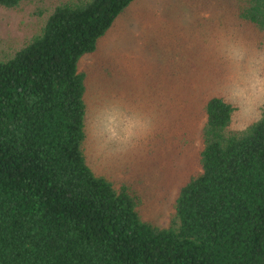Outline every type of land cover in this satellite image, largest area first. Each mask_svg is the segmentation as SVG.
<instances>
[{
    "label": "trees",
    "instance_id": "obj_1",
    "mask_svg": "<svg viewBox=\"0 0 264 264\" xmlns=\"http://www.w3.org/2000/svg\"><path fill=\"white\" fill-rule=\"evenodd\" d=\"M132 1L59 0L0 59V264H264V108L238 131L233 103L204 100L196 168L164 226L88 165L79 63ZM228 1L264 36V0Z\"/></svg>",
    "mask_w": 264,
    "mask_h": 264
},
{
    "label": "rangeland",
    "instance_id": "obj_2",
    "mask_svg": "<svg viewBox=\"0 0 264 264\" xmlns=\"http://www.w3.org/2000/svg\"><path fill=\"white\" fill-rule=\"evenodd\" d=\"M59 0L0 6V59L40 28ZM228 0H134L83 57L89 77L85 159L142 220L166 225L177 186L196 168L202 104H234L230 129L264 108V36L238 22Z\"/></svg>",
    "mask_w": 264,
    "mask_h": 264
},
{
    "label": "clouds",
    "instance_id": "obj_3",
    "mask_svg": "<svg viewBox=\"0 0 264 264\" xmlns=\"http://www.w3.org/2000/svg\"><path fill=\"white\" fill-rule=\"evenodd\" d=\"M260 91H261V92H264V88H261ZM259 118H260V115H259V113H258V114H257V119H259ZM244 130H245L244 127H241V128L238 129V131H244Z\"/></svg>",
    "mask_w": 264,
    "mask_h": 264
}]
</instances>
